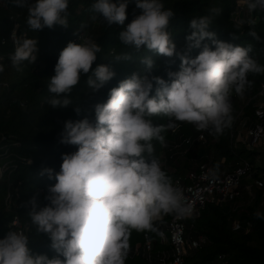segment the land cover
<instances>
[{
  "label": "clouds",
  "instance_id": "clouds-1",
  "mask_svg": "<svg viewBox=\"0 0 264 264\" xmlns=\"http://www.w3.org/2000/svg\"><path fill=\"white\" fill-rule=\"evenodd\" d=\"M130 2L139 14L125 25ZM16 3L27 8L30 31L68 27L69 0ZM248 6L264 10V0H249ZM91 11L93 20L100 18L108 26H121L118 40L135 52L143 50L168 58L177 55L179 71L167 74L168 83L134 73L109 90L106 102L93 106L94 120L86 116L64 122L59 143L76 150L62 155L44 206L38 202L39 194L22 205L36 232L48 237L57 255L49 258L33 253L26 235L8 231L0 239V264H125L130 231H154L153 220L162 213L186 211L181 190L159 161L151 158V141L163 144L161 133L174 130L176 122L220 133L231 120V94L244 91L249 73L264 72V67L250 58V48L218 41L208 30L213 16L219 14L216 8L189 22L192 31L186 37L187 47L200 49L191 59L176 52L168 30L174 12L165 8L162 0H94ZM74 35L79 43L70 41L60 51L54 75L48 79L47 103L53 109L71 107L79 116L81 107L74 105L70 96L81 77L87 76L89 93H97L115 72L111 64L93 68L100 46L80 33ZM206 39L212 46L202 45ZM37 59V39L21 37L14 41L9 57L13 68L21 71L25 62L35 64ZM131 59V54L117 55L112 64ZM140 63L144 72L153 69L150 58H142ZM3 70L0 66V72ZM153 83L158 87L150 97ZM153 116L167 117L169 123L153 125ZM39 175L51 180L53 170L42 169ZM255 215L264 219L259 212Z\"/></svg>",
  "mask_w": 264,
  "mask_h": 264
},
{
  "label": "trees",
  "instance_id": "trees-1",
  "mask_svg": "<svg viewBox=\"0 0 264 264\" xmlns=\"http://www.w3.org/2000/svg\"><path fill=\"white\" fill-rule=\"evenodd\" d=\"M237 1L162 0L164 7L171 8L174 12L168 30L172 34L176 52L188 59L198 55L200 49L187 47L186 37L192 31L189 22L193 18L209 15L210 10L216 8L219 14L213 16L208 30L215 33L218 41L250 48V58L264 67V13L252 9L249 21L243 22L240 16L231 19L230 15ZM93 3L94 0H69L67 28L54 26L52 29L44 28L34 32L28 30L26 24V7L17 6L16 0H0V66L4 69L0 72V239L11 231L8 224L13 214H17L29 228L26 236L31 251L46 254L49 258L57 255L50 247V240L36 232L22 205L33 195L39 194L38 202L40 206H44V196L47 188L55 183L54 175L60 170L62 155L76 150L75 146L59 143L64 122L77 121L86 116L94 120L93 106L106 102L109 90L134 73L148 75L150 79L159 77L168 83L170 80L167 74L179 71L181 63L175 54L168 58L143 50L137 53L123 45L118 40L121 26H108L100 18L92 19ZM137 14L139 10L130 2L125 25ZM13 31L17 35H25L26 38L38 41L37 61L35 64L25 62L21 71L13 68L9 60L14 52L9 41ZM253 32L255 37L250 35ZM74 33H80L100 46L101 51L97 54L93 68L97 64H111L115 72L114 78L97 93H89L85 84L87 76L81 77L70 96L73 104L81 107L79 116L71 107L53 109L47 103L50 99L48 79L54 75L60 51L70 41L79 43ZM205 43L212 46L210 40L202 41V45ZM122 54H131L132 59L112 64L114 57ZM142 58L153 61L151 72H144V65L140 63ZM247 81L248 84L241 93L248 100L247 103L240 107L237 103L240 94H231V120L220 133L198 130L191 124L176 122L174 130L161 133L164 136L163 144L155 139L151 141V158L157 159L160 165L162 162L159 153L161 150L166 152L165 161L174 171L161 167L171 177L173 184L184 179L187 173L196 171L201 164L208 165L217 177L233 172L244 163L249 167L248 174L240 180L238 198L207 205L199 218L186 221V237H203L205 243L189 252L184 257L183 264H264V219L255 215L259 212L264 216V154L260 155L256 150L248 151L244 145L235 142L239 122L257 117L256 103L260 102L264 106V96H258L261 87H264V72L249 73ZM157 87L153 83L150 97L155 95ZM150 119L153 125L166 126L169 123L164 116H153ZM199 135L204 137V143L197 142ZM181 158H184L183 163L180 162ZM192 163H197V166H191ZM45 168L53 170V179L50 180L47 175H39ZM256 181L262 182V187L254 185ZM8 195L12 197V201L7 209ZM174 213H162L159 216L161 221L153 220L154 231H130L125 264H150L135 253V250H140L145 235L153 245V264L158 253L170 252L168 246L161 245L159 233L165 231V226Z\"/></svg>",
  "mask_w": 264,
  "mask_h": 264
},
{
  "label": "built area",
  "instance_id": "built-area-1",
  "mask_svg": "<svg viewBox=\"0 0 264 264\" xmlns=\"http://www.w3.org/2000/svg\"><path fill=\"white\" fill-rule=\"evenodd\" d=\"M249 0H238L236 7L231 13V19L237 16L241 17L244 22L250 20L252 9L249 8ZM261 13L264 10L258 9ZM25 37V35H17L13 31L9 37V41L14 48V41L18 38ZM4 41H2V44ZM259 97L264 96V87L258 94ZM263 104L256 103V116L252 128L245 132L241 137L237 133L235 142L245 146L248 151H254L262 144L264 145V117ZM197 142L204 143V137L199 135ZM188 143V141L186 142ZM249 167L244 163L241 167L231 173L224 174L222 177H217L211 168L206 164L198 166L196 171L187 173L182 180H177L174 186L179 187L182 193V206L186 209L183 213L175 212L169 219L165 231L159 233V240L162 246H168L170 252L158 253L155 262L158 264H183V259L189 252L197 250L205 243L203 237L192 239L186 237V221L199 218L202 211L207 205L221 204L226 201H233L240 196L239 183L240 180L248 174ZM258 188L262 187V182L256 181L254 183ZM249 190V189H246ZM12 197L10 195L6 198L7 209L11 206ZM161 221L160 217L154 219ZM8 227L11 231L22 232L27 234L29 228L22 223L17 214H13ZM153 245L147 235L144 236V242L140 250H135L136 254H140L147 260L148 263L153 264Z\"/></svg>",
  "mask_w": 264,
  "mask_h": 264
},
{
  "label": "rangeland",
  "instance_id": "rangeland-1",
  "mask_svg": "<svg viewBox=\"0 0 264 264\" xmlns=\"http://www.w3.org/2000/svg\"><path fill=\"white\" fill-rule=\"evenodd\" d=\"M237 19V17H236ZM247 99L244 97L243 94H240L237 98V103L239 104V106H243L245 103H247ZM250 119V118H249ZM247 122V124H245ZM254 122H255V117H253L252 120H243V121H240L239 122V126H238V129H237V133H239L241 135V137L244 136L245 132L250 130L252 128V126L254 125ZM251 126V127H250ZM256 152H258L260 155L264 154V145L262 144L261 146H259L257 149H256ZM166 152L165 151H160L159 153V157H160V160H161V166L165 167L166 170L172 172L174 171L173 167H170L169 164H167V161H165V157H166ZM176 154H178V156L180 157V154L179 152H177ZM182 157V156H181ZM184 158H181L180 162L183 161ZM171 161V160H170ZM172 162V161H171ZM183 163V162H182ZM191 166H194L196 167L197 166V163H192ZM193 167V168H194ZM2 170V167H0V172ZM248 180V179H247ZM249 189V188H247ZM159 223H157L158 225ZM166 227V226H165ZM155 264H158L157 262H155Z\"/></svg>",
  "mask_w": 264,
  "mask_h": 264
}]
</instances>
